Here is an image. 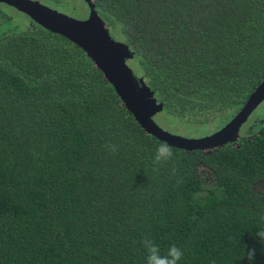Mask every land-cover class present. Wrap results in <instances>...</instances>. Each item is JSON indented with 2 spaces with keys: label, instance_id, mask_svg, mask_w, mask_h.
<instances>
[{
  "label": "trees",
  "instance_id": "16d2710c",
  "mask_svg": "<svg viewBox=\"0 0 264 264\" xmlns=\"http://www.w3.org/2000/svg\"><path fill=\"white\" fill-rule=\"evenodd\" d=\"M94 1L168 115L209 133L264 79V0ZM160 142L79 45L0 2V264H146L145 236L264 264V121L155 165Z\"/></svg>",
  "mask_w": 264,
  "mask_h": 264
},
{
  "label": "water",
  "instance_id": "95a60500",
  "mask_svg": "<svg viewBox=\"0 0 264 264\" xmlns=\"http://www.w3.org/2000/svg\"><path fill=\"white\" fill-rule=\"evenodd\" d=\"M89 13L76 17L54 9L37 0H0L29 15L43 27L59 33L79 45L111 83L122 103L133 114L145 132L161 141L186 150L213 148L234 143L240 137V127L253 109L264 99V79L246 98L242 106L220 127L199 135L186 136L170 132L158 125L150 112L162 109L144 78L129 65L133 50L116 37L95 7L94 0H85Z\"/></svg>",
  "mask_w": 264,
  "mask_h": 264
},
{
  "label": "rangeland",
  "instance_id": "374dc122",
  "mask_svg": "<svg viewBox=\"0 0 264 264\" xmlns=\"http://www.w3.org/2000/svg\"><path fill=\"white\" fill-rule=\"evenodd\" d=\"M41 3H44L54 9L62 11L72 16L76 17H85L89 13V7L85 0H37ZM11 11L17 16L20 23H26L27 21H33V19L26 13L16 9L15 7L7 4ZM116 37L117 34L113 33ZM119 38V37H118ZM131 62V59H128V62ZM129 62V64H130ZM151 118L162 128L181 135L186 136H199L208 133V130L205 129L202 124L195 125L187 121L180 120L177 117L168 115L162 111L156 110L149 113ZM264 121V99L253 109L249 114L247 120L240 127V135L247 134L252 131L256 124ZM253 122H255L253 124ZM204 184L212 185L214 183L213 174L207 169L204 173Z\"/></svg>",
  "mask_w": 264,
  "mask_h": 264
},
{
  "label": "clouds",
  "instance_id": "9594fccd",
  "mask_svg": "<svg viewBox=\"0 0 264 264\" xmlns=\"http://www.w3.org/2000/svg\"><path fill=\"white\" fill-rule=\"evenodd\" d=\"M106 149L110 153L118 152V145L113 143H108ZM176 158V153L173 150V147L167 142H160L154 152L153 162L155 165H160L161 163H167L173 161ZM176 169H173L175 172ZM260 219L264 222V214L260 215ZM255 236L261 241L264 242V228L259 229L255 233ZM142 246L145 249L146 255V264H179L183 258V250L175 244H172L167 248V250L162 253L160 246L150 237L145 236L142 241ZM256 256L255 248H247L244 259H247L249 264H252Z\"/></svg>",
  "mask_w": 264,
  "mask_h": 264
},
{
  "label": "flooded vegetation",
  "instance_id": "af4514ba",
  "mask_svg": "<svg viewBox=\"0 0 264 264\" xmlns=\"http://www.w3.org/2000/svg\"><path fill=\"white\" fill-rule=\"evenodd\" d=\"M87 3V2H86ZM255 122H253V124H254ZM236 142H234V143H230V142H228V143H226V144H231V145H233V144H235Z\"/></svg>",
  "mask_w": 264,
  "mask_h": 264
}]
</instances>
